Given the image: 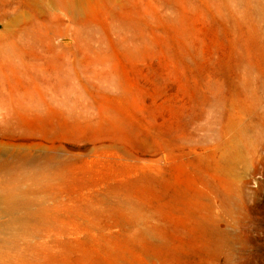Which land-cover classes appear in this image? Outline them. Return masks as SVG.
Wrapping results in <instances>:
<instances>
[{
  "label": "rangeland",
  "instance_id": "374dc122",
  "mask_svg": "<svg viewBox=\"0 0 264 264\" xmlns=\"http://www.w3.org/2000/svg\"><path fill=\"white\" fill-rule=\"evenodd\" d=\"M13 9L0 264H264V0Z\"/></svg>",
  "mask_w": 264,
  "mask_h": 264
},
{
  "label": "bare ground",
  "instance_id": "6f19581e",
  "mask_svg": "<svg viewBox=\"0 0 264 264\" xmlns=\"http://www.w3.org/2000/svg\"><path fill=\"white\" fill-rule=\"evenodd\" d=\"M13 5L14 0H0V37L2 38L0 40V165L4 167L9 164V160L12 156V146L16 128L15 118L20 116L15 114L12 88V22L14 19ZM31 111L40 114L38 112L39 110H35V108H33ZM21 117L24 118L26 115H22ZM16 125L18 129L26 133H35L38 131V128L34 126L25 127L20 121H18ZM39 131H43V128H41ZM22 201L23 198L19 195L17 186L13 183L7 185L6 194L2 198V205L4 204L5 210L9 213L17 210L19 204L22 203Z\"/></svg>",
  "mask_w": 264,
  "mask_h": 264
}]
</instances>
